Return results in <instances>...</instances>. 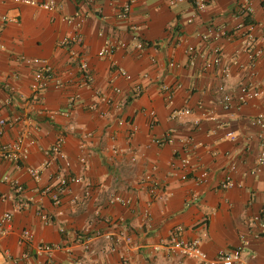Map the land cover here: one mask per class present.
I'll return each mask as SVG.
<instances>
[{"label":"crops","instance_id":"crops-1","mask_svg":"<svg viewBox=\"0 0 264 264\" xmlns=\"http://www.w3.org/2000/svg\"><path fill=\"white\" fill-rule=\"evenodd\" d=\"M53 1L44 9L0 0V148L21 139L15 155L0 154V214L12 213L0 264H197L154 249L176 226L209 255L242 245L244 264H264V238L246 227L264 207V131L251 124L264 92L238 102L242 85L264 89V0H205L202 9L194 0ZM106 39L115 46L100 56ZM20 56L49 65L43 89H32ZM135 83L141 93L130 97ZM166 133L171 141L156 142ZM58 137L68 167L52 149ZM150 171L162 183L156 197L142 181ZM66 173L79 180L55 202L43 189ZM227 174L234 185L222 188ZM119 234L130 242L115 243ZM40 243L56 248L40 252Z\"/></svg>","mask_w":264,"mask_h":264},{"label":"built area","instance_id":"built-area-1","mask_svg":"<svg viewBox=\"0 0 264 264\" xmlns=\"http://www.w3.org/2000/svg\"><path fill=\"white\" fill-rule=\"evenodd\" d=\"M14 2H19L23 4H28L32 6H40L44 9H53L56 5L53 0H12ZM195 5L197 8L202 9L205 6V0H194ZM130 10V4L125 3L123 4L119 11H118V17L125 18ZM5 18V17H3ZM65 19L67 17H64ZM69 20V18H68ZM79 22H76V27L78 28ZM251 28V27H250ZM72 39L76 41H81L82 37L78 30L75 31ZM63 42H67V39H64ZM141 44H139L140 46ZM115 44H113L109 39H106L102 45V47L98 51V55L103 56L105 54H110L112 49L114 48ZM20 59L26 63H29L32 66V73H33V82H32V89L34 91H39L43 89L46 85L47 80L49 79V65L42 59L39 58H27L25 56H20ZM79 59V58H78ZM219 61V55L218 51L216 50L215 56L212 58L211 62L217 63ZM78 67L81 70L83 74V78L85 81H88L91 79V74L88 70L87 62L80 58L78 62ZM118 72L124 76L125 78L132 80V76L127 73L122 68L117 69ZM9 90L13 89L12 85L7 86ZM168 88V87H166ZM220 89H223V86H220ZM116 92H121V89L119 87H115L114 89ZM141 86L138 83L133 84L132 92L129 95L130 97H136L141 93ZM264 92V89L254 88L251 85H242L240 87V93L238 95V102L245 103L247 100L258 96L260 93ZM170 96H168V99ZM223 107L228 108L230 105V96L224 95L222 98ZM182 113H189L188 109L177 111L175 115H180ZM152 117H154V113L150 112ZM5 121L3 119H0V123L3 124ZM251 124L257 125L264 131V113H258L256 116H254L251 119ZM264 135V132H260L259 136L260 138ZM226 136L230 138H234V135L232 132H227ZM171 135L170 133H166L165 135L159 137L156 139V142H165V141H171ZM261 148L259 151V161L264 162V138L261 139ZM63 138L58 137L55 143L52 146V149L56 152L57 157H59L61 160H63L64 166H69V161L66 157V155L61 150L62 147ZM13 151L19 152L21 149V139H18L13 145L11 146ZM11 149V150H12ZM10 148L8 147H1L0 148V154L4 157H12L13 154ZM233 168V166H232ZM29 172L33 177L38 178L39 174L37 169L30 168ZM187 173L182 172L181 178H186ZM207 177V171L205 169L201 170L197 176V181L201 182L204 181ZM74 180H79V177L71 176L70 174H63L59 177V180L55 184L48 185L43 189L44 193H47L50 195L51 199L55 202H58L60 200V192L61 190L69 183ZM142 181L146 182L148 191L153 196H158L160 190L162 189V183L157 178V176L154 174L153 171L147 172L142 176ZM234 185L231 177L229 174H227L224 179L221 181L220 186L222 188H228L230 186ZM17 189H21V185L16 186ZM122 203H127L128 200H121ZM12 218V213L9 211H4L0 214V239L3 236L4 233V225L10 222ZM247 232L252 237L255 238H264V207L259 211L258 214L253 215L252 217H249L247 219ZM181 226H176L172 233L170 234L169 238L164 241L156 244L154 246V249H163L168 255L171 254H180L187 257H193L196 259L197 264H244V257H243V248L242 245H237L235 247L226 248V249H219L214 255H209L206 251H204L200 246V240L198 238L193 239H185L180 236ZM24 236L26 238H30L31 234L29 231H24ZM120 240H124L127 242H130L129 236L124 235H115V243L119 242ZM246 239H242V242H246ZM56 246L49 244V243H40L37 246V250L40 252H46L50 253L52 252ZM71 264H83L80 260H75ZM127 264H135V263H127Z\"/></svg>","mask_w":264,"mask_h":264}]
</instances>
